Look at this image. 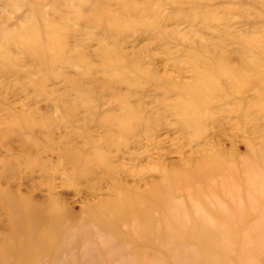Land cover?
I'll return each mask as SVG.
<instances>
[{"label":"rangeland","instance_id":"374dc122","mask_svg":"<svg viewBox=\"0 0 264 264\" xmlns=\"http://www.w3.org/2000/svg\"><path fill=\"white\" fill-rule=\"evenodd\" d=\"M263 110L264 0H0V245L12 202L57 220L21 264H264Z\"/></svg>","mask_w":264,"mask_h":264},{"label":"bare ground","instance_id":"6f19581e","mask_svg":"<svg viewBox=\"0 0 264 264\" xmlns=\"http://www.w3.org/2000/svg\"><path fill=\"white\" fill-rule=\"evenodd\" d=\"M80 2L84 4L87 2V0H80ZM127 7L134 9L133 4H128ZM100 16L102 19H104L103 17H107V14H100ZM216 69L222 70L223 66H217ZM200 75L203 82L207 84L206 86H213L214 88H217L218 83L216 82L214 75L208 73ZM230 78H232V84L235 88H240L244 83L247 82L240 75H236V73L230 75ZM186 111L190 114L189 120L195 121L194 124L198 127L199 124L196 121V109L194 110L192 105H188L186 106ZM205 170L206 168L203 167V171ZM118 203L119 204L116 207L108 206L106 209L104 208L105 212L117 210L115 211L116 218L114 219V222L111 223L113 228L123 216L129 215L131 213L129 209L130 202L127 199H124L122 202ZM16 206L17 205L12 202L7 203V207L10 211H12V216L16 222L15 224L19 226V229L23 228L27 229V231L24 234H21V236L17 235L9 242L0 245V264H21L22 261L32 259L35 254L50 246L52 239L55 237L57 232L56 218L47 221L46 216L43 218V216L40 217V215L37 216L36 214L32 213L29 208H25L24 206L20 205L17 207ZM179 209L180 208L177 210ZM215 216L221 225H218V227L215 229L210 230L200 224H196L190 230L186 229V231L189 233L187 235L203 240L204 243L206 239L209 238V236L218 237L219 239L220 234H231L233 230L230 223L236 218V211L220 210L216 212ZM164 224L174 225L178 228L180 225H182L181 223L174 221L171 216H166ZM182 232L185 233V231ZM252 235H254L255 238L257 234ZM222 256L223 254L221 250L217 248H207V252L202 257V261L203 264H219L221 260H223ZM12 257L13 259H11Z\"/></svg>","mask_w":264,"mask_h":264}]
</instances>
